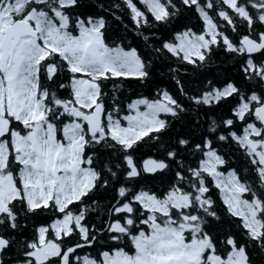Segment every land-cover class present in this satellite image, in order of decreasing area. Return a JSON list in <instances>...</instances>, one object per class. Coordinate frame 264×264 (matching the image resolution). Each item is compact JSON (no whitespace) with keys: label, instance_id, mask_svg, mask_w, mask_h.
Returning a JSON list of instances; mask_svg holds the SVG:
<instances>
[{"label":"snow or ice","instance_id":"obj_1","mask_svg":"<svg viewBox=\"0 0 264 264\" xmlns=\"http://www.w3.org/2000/svg\"><path fill=\"white\" fill-rule=\"evenodd\" d=\"M0 264H264V0H0Z\"/></svg>","mask_w":264,"mask_h":264}]
</instances>
